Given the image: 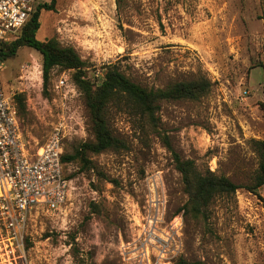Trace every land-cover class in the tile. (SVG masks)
I'll return each mask as SVG.
<instances>
[{
	"label": "rangeland",
	"instance_id": "1",
	"mask_svg": "<svg viewBox=\"0 0 264 264\" xmlns=\"http://www.w3.org/2000/svg\"><path fill=\"white\" fill-rule=\"evenodd\" d=\"M39 22L37 39L74 47L95 85L115 66L149 89L200 78L212 89L197 101L162 102L157 131H142L137 117L114 109L111 127L127 148L91 156V169L65 165L78 192L61 213L35 209L14 254L0 236V264H125L119 247L139 239L156 183L168 198L161 232L174 237L173 219L183 221L173 264H264V188L247 189L259 165L253 141H264V0H56ZM34 64L42 80L31 70L33 81L21 79ZM60 72L53 69L46 82L43 56L23 47L0 74L6 91L25 97L21 121L32 150L52 132L51 90ZM164 136L201 172L240 189L217 197L203 216H185L188 197Z\"/></svg>",
	"mask_w": 264,
	"mask_h": 264
},
{
	"label": "built area",
	"instance_id": "2",
	"mask_svg": "<svg viewBox=\"0 0 264 264\" xmlns=\"http://www.w3.org/2000/svg\"><path fill=\"white\" fill-rule=\"evenodd\" d=\"M42 2L0 0V44L13 41ZM4 66L5 62L0 59V74ZM30 70L38 81L42 80L43 69L37 64L25 68L21 79L26 77L33 81V77L29 78ZM51 91L53 129L45 144L32 150L23 134L15 97L6 91L0 80V236L11 254L22 247L29 215L35 209L61 213L72 195L78 192L76 179L67 178L65 174L61 156L66 143L87 141L86 108L78 101L81 94L71 71L60 72ZM150 191V211L144 218L139 239L119 247L125 264H173L171 259L179 252L176 237L183 226L182 217L177 216L172 221L174 237L161 232L168 209L167 192L158 183L151 185Z\"/></svg>",
	"mask_w": 264,
	"mask_h": 264
},
{
	"label": "trees",
	"instance_id": "3",
	"mask_svg": "<svg viewBox=\"0 0 264 264\" xmlns=\"http://www.w3.org/2000/svg\"><path fill=\"white\" fill-rule=\"evenodd\" d=\"M56 0L50 4H40L30 21L23 27L16 38L0 44V59L3 62L14 58L23 47L35 49L43 56L44 76L49 80L51 71L59 68L71 71L72 79L84 95L88 115V131L92 139L85 142L75 141L73 152L63 153V165L80 163L82 168L91 169V156L100 155L106 151H121L127 148L126 142L119 138L111 127V117L115 112L137 117L141 121V130L150 128L158 130L159 112L162 102L182 100H200L212 89V83L206 78L193 81H183L167 88H146L134 82L115 66L107 71L103 81L95 85L87 76V65L78 51L71 46H63L57 39L45 41L37 39L40 29V14L42 10L53 11ZM15 105L21 121V115L26 112L25 97L15 96ZM21 127L23 129L22 121ZM166 147L171 151L175 167L181 174L184 193L188 197L183 210L185 216L200 217L205 215L217 197L234 196L240 187L229 178L207 171L201 172L193 160L183 159L172 147L167 136L163 137ZM254 151L258 156V169L252 177L249 192L256 194L264 188V141H253ZM67 178H72L68 176ZM176 264H191L181 258Z\"/></svg>",
	"mask_w": 264,
	"mask_h": 264
}]
</instances>
